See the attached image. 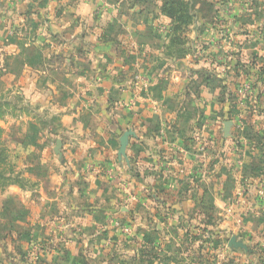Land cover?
Masks as SVG:
<instances>
[{
  "label": "crops",
  "instance_id": "crops-1",
  "mask_svg": "<svg viewBox=\"0 0 264 264\" xmlns=\"http://www.w3.org/2000/svg\"><path fill=\"white\" fill-rule=\"evenodd\" d=\"M193 1L185 22L165 0H0V95L57 116L68 185L52 191L51 241L69 253L19 264H178L198 221L264 232L259 0Z\"/></svg>",
  "mask_w": 264,
  "mask_h": 264
},
{
  "label": "rangeland",
  "instance_id": "rangeland-1",
  "mask_svg": "<svg viewBox=\"0 0 264 264\" xmlns=\"http://www.w3.org/2000/svg\"><path fill=\"white\" fill-rule=\"evenodd\" d=\"M254 2L261 7L259 17L264 26V0ZM193 3V0L178 2L174 13L188 22L192 18ZM210 11L208 4H202L199 17ZM180 42L178 37L173 39L174 44ZM40 106L41 103L30 105L18 91L0 95V182L5 178L6 185L0 187V264L3 261L19 264V257L12 254L69 253L51 241L53 224L64 219L62 211L59 216L53 215V205L64 204L53 200L52 191L57 183L61 191L68 185L61 147L59 154L54 152L53 131L48 129L57 116L37 110ZM230 213L231 210L227 212ZM254 230H257L254 236L244 238L240 233L234 235L231 230L217 229L209 220L198 221L187 229L186 241L171 250L173 254H184L177 259L178 264H193L191 258L195 255L199 264H264V232L256 226ZM231 237L247 250L229 247Z\"/></svg>",
  "mask_w": 264,
  "mask_h": 264
},
{
  "label": "water",
  "instance_id": "water-1",
  "mask_svg": "<svg viewBox=\"0 0 264 264\" xmlns=\"http://www.w3.org/2000/svg\"><path fill=\"white\" fill-rule=\"evenodd\" d=\"M226 130L229 127V123H226ZM132 135L131 132H125L122 134V136L119 139V150H118V156L125 157V149H126V143H127V138L128 136ZM61 143L59 141L56 142V146L54 148V152L59 154V149H60ZM228 246L231 248H241L243 250H247L246 246H244L242 243L237 242L235 237H231L228 242Z\"/></svg>",
  "mask_w": 264,
  "mask_h": 264
},
{
  "label": "trees",
  "instance_id": "trees-1",
  "mask_svg": "<svg viewBox=\"0 0 264 264\" xmlns=\"http://www.w3.org/2000/svg\"><path fill=\"white\" fill-rule=\"evenodd\" d=\"M178 4V0H165L164 6H163V10L167 15H175V11H177V8H175V6ZM5 178H2V181L4 182H0V187L4 188L6 187L5 185ZM202 231H205V228L201 229Z\"/></svg>",
  "mask_w": 264,
  "mask_h": 264
},
{
  "label": "built area",
  "instance_id": "built-area-1",
  "mask_svg": "<svg viewBox=\"0 0 264 264\" xmlns=\"http://www.w3.org/2000/svg\"><path fill=\"white\" fill-rule=\"evenodd\" d=\"M134 80L141 81V77L139 75H135ZM252 92V84L250 82H245L241 85L238 91V95L242 99H247L248 96ZM231 209H229L227 212H229Z\"/></svg>",
  "mask_w": 264,
  "mask_h": 264
}]
</instances>
